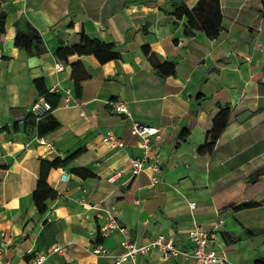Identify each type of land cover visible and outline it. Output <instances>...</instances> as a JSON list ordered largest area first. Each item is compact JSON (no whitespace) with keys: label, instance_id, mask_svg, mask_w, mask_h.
<instances>
[{"label":"crops","instance_id":"1","mask_svg":"<svg viewBox=\"0 0 264 264\" xmlns=\"http://www.w3.org/2000/svg\"><path fill=\"white\" fill-rule=\"evenodd\" d=\"M181 1L191 10L198 0ZM218 9L220 30L208 39L197 31L184 36L185 19L168 14V0H0L4 259L29 264L58 245L64 252L42 264H110L123 252L121 243L138 246L156 236L189 252L192 226L210 230L217 220L222 226L207 249L230 264L264 259V0H218ZM24 22L42 41L39 57L13 45ZM82 40L86 49L90 42L110 45L117 58L100 62L93 55L66 54ZM56 64L61 70H54ZM167 64L174 74L156 77ZM50 88L43 99L54 106L28 124L26 109L43 97L37 89ZM110 102L122 104L125 113H113ZM131 120L157 128L145 155L155 172L146 167L130 173L128 158L142 156L139 139L129 134ZM53 121L57 125L49 128ZM214 126L219 130L211 150L198 151ZM105 134L121 146L104 143ZM79 148L64 166L48 171L45 181L56 195L39 214L31 193L40 160L61 159ZM61 171L68 175L65 182ZM151 177L157 183L151 185ZM247 202L258 206L232 209ZM109 209L124 232L99 238L98 217ZM93 239L104 256L90 253ZM121 264L194 260L151 251Z\"/></svg>","mask_w":264,"mask_h":264},{"label":"built area","instance_id":"2","mask_svg":"<svg viewBox=\"0 0 264 264\" xmlns=\"http://www.w3.org/2000/svg\"><path fill=\"white\" fill-rule=\"evenodd\" d=\"M54 70H61V66L59 64L54 65ZM261 82L264 84V68ZM52 91V88L48 90V92ZM63 102L64 105L69 104L68 91H65ZM72 105L77 106V103L73 102ZM49 108V104L43 99V97H39L28 109H26V112L30 113L33 119L36 120L40 115L48 111ZM110 109L113 113H125L124 106L117 102H110ZM157 133V128L152 125H147L134 120L130 121L129 134L139 139L142 153V156L140 157L128 158V164L131 174L136 175L137 173L143 171L146 167H148L153 172L157 170V166L155 163L149 165L145 164V155L151 150V144L149 140L152 138H157ZM35 141L37 143H43L41 137L35 138ZM102 141L112 147L121 146V142L117 138L112 137L109 134L103 135ZM67 179V173L61 171L59 180L65 182L67 181ZM108 180H112V176H110ZM155 183H157V179L155 177H151L150 184L153 185ZM189 209H193L192 203L189 204ZM98 219L102 222L97 229V236L99 238L105 237L109 234H112L113 232H124V229L117 224V221L115 219V216L112 214L111 209L103 211V214L99 216ZM222 223V220H217L211 226L210 230H204L199 226L193 225L192 228L187 232V239L191 244V249L189 252H179L173 246V242L170 238H163L162 236H156L148 243L138 246L126 244L123 242L121 243V246L124 249L123 252L119 255L114 256L110 264H121L125 261H130L132 263L137 256H143L151 251L159 253L163 258L175 257L176 255H180L182 257H191L194 260V264H230L223 256L217 255L212 250L207 249V244L212 238L213 233L222 226ZM91 244L92 248L90 249V253L92 255L98 257H102L105 255V250L101 248L94 239L91 241ZM63 252L64 248L62 246H52L46 252L39 253L34 256L30 260L29 264H42L48 256L53 254H62ZM0 264H10L2 256L1 245Z\"/></svg>","mask_w":264,"mask_h":264},{"label":"trees","instance_id":"3","mask_svg":"<svg viewBox=\"0 0 264 264\" xmlns=\"http://www.w3.org/2000/svg\"><path fill=\"white\" fill-rule=\"evenodd\" d=\"M168 8L171 11L168 13L176 19L183 17L185 24L182 26V34L184 36H191L194 31L201 32L206 38L214 39L220 30V13L218 9V0H198L191 10H187L181 0H168ZM4 14L0 11V35L3 33ZM13 45L15 48L22 50L26 56L39 57L44 52L42 41L34 28L27 22L23 23V29H15L13 37ZM110 45H101L97 42H90V48L86 49V40H82L79 45L70 47L65 50L68 55H93L98 61L115 60L116 54L111 53ZM174 74V67L171 64L162 66L156 70V77L163 79L164 77L172 76ZM77 89V88H76ZM38 94L45 99H49L50 92L46 90H38ZM50 107L54 106V102H50ZM28 124L33 123V118L25 115ZM57 125L56 121L51 122L49 128ZM215 126L206 135L204 143L199 146L198 151H210L213 142L218 134ZM81 149L67 154L64 158H54L50 161L40 160L38 177L35 182V188L31 193V198L36 211L43 214L46 211V202L51 201L56 195V192L48 187L46 184V175L51 168L64 166L69 160L73 159ZM258 204L254 202L241 203L234 206L232 209L239 211L242 209L257 207ZM255 264H264V259H257Z\"/></svg>","mask_w":264,"mask_h":264}]
</instances>
